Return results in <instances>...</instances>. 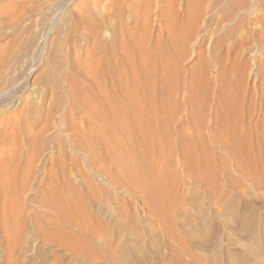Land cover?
<instances>
[{
  "label": "rangeland",
  "instance_id": "1",
  "mask_svg": "<svg viewBox=\"0 0 264 264\" xmlns=\"http://www.w3.org/2000/svg\"><path fill=\"white\" fill-rule=\"evenodd\" d=\"M251 1L253 4L251 6L252 10L250 9L251 13L247 12V15L245 13L241 14L240 20L241 19L242 20L241 21L239 20L237 23L224 25V23L219 21L217 22L215 20V18L218 17L217 15L210 17L214 19L213 21H211L210 18H207L206 23L202 27H200L201 23L199 22L192 29V27L188 25V22L185 19L186 15L184 14L185 8L188 7V4L191 2V0H0V154H1L0 159L3 162L5 161L4 163H2V161L0 160V166L1 168L3 167L2 170L0 169V175L7 173L11 175L10 178L12 176L14 177L11 178L12 179L11 185L14 186L10 195L11 199H15L14 197H15V192L17 191L18 182L20 183L23 176L25 174L27 175L28 184H26L24 187L23 192H25L26 194L23 193V200L24 198L25 200L24 203H22V205L25 207V210L27 209L28 211V212L26 211V214L28 213L27 223L30 224L31 222L32 224V222H37L38 224H42L47 231H50V229H52V226L49 221L54 219V215L52 213H49L48 209H46V207H43L41 205V201L47 198L45 191H48L54 183L58 187L60 185L61 186L63 185L62 187L60 186V188L63 189L62 190L63 194L66 192L68 194V190L72 189L71 191L75 190L80 195L89 197L91 200L92 214L94 216L92 223L93 231L94 229L96 230V232L94 231L95 233L94 238L97 239L96 241L95 239L92 240L89 246V251L90 252L93 251L92 253L93 255L88 254L89 256L82 254L81 256L79 255L80 253H78L77 255L73 253L72 252L73 250L71 249V247H69V244H71L69 241H67V243L66 241H64L63 243L64 245L62 244L64 246V249H66L64 251L61 248V246L60 247L58 246L59 248L57 246H54L55 247L54 249L53 244L51 245V242L47 243L48 241L44 240L43 238H42L43 240L37 239V241L36 240L30 241L31 240L30 239L27 244L31 245L32 248L29 245H27L26 247V253L27 254L30 253L29 258L25 253L24 259L18 261L16 264H52L53 262H54L53 264L55 263L57 264H219L220 262H221L220 264H237V263L264 264V214H263L264 213V191H263L264 190V179H263L264 145L261 146L262 148L259 147L260 145L264 144L263 143L264 139L262 138L264 136V128H263L264 115H262L264 113L263 112L264 108H261L264 107L262 106L264 103L261 104L259 102L260 100L261 102L262 101L264 102V98H263L264 97V79H263L264 53H260L262 51L260 49L258 50V48H260L259 45L262 44L261 41L264 42L263 39L264 36L261 35V27H260L261 23L255 19L256 15L258 17H261V13L264 11V0H251ZM183 19H185V21ZM96 22L99 23V28L93 29L91 25ZM262 22L264 24V17ZM198 27H200V29H203V31L200 30ZM233 27L236 28L233 30ZM95 31L98 32L97 35L96 33H94ZM200 31H202L203 33ZM257 33L258 35L261 36H258ZM251 35L253 36V38L256 36L255 37L256 40L252 39ZM94 36L96 37V39H94ZM246 39L248 43H246L247 42ZM236 40L240 44H241L240 41L245 40L246 42L243 41V45L241 47L239 43L236 44L237 43ZM249 40L250 41L252 40L253 42L252 41L250 42ZM257 40L258 42L260 40V42L258 43ZM216 41H218L217 43H219L218 52L219 54H221L220 55L221 58L224 59V61H227L223 64L225 65L224 68L228 70L226 72V75L227 74L228 75L227 76L225 75L224 77L225 79L223 80L226 81L224 82L225 84L223 83V81L219 82L218 65L214 64L216 61H214L213 60L214 58L212 59L211 57L212 56L211 47ZM255 41L259 45L256 46ZM102 44H104V47ZM245 45L251 46L252 48L246 47ZM253 45L255 47H253ZM239 47L241 49L243 48L244 52ZM227 48L229 50H227ZM246 49L248 50L246 51ZM253 50H255V53ZM239 51L240 53L242 52V55L239 54ZM234 53H235L234 56L235 58L232 57ZM111 56H113V58ZM237 56L240 57L239 61L237 59L238 58ZM233 60L234 62L238 61L236 62L238 63L237 65L235 63V67L239 65V69L238 67L234 68ZM243 61L247 63L245 64ZM131 63H133V65H131ZM242 63L246 66V68H244L245 66ZM130 65L131 67L132 66L135 67L131 68ZM261 67L263 68L262 70H260ZM133 68L135 69L133 70ZM232 68H234V70H232ZM106 70L109 72H105ZM143 70L145 71L146 74L145 73L142 74L144 72ZM229 70H231V73ZM240 71L241 72L244 71V76H242L243 72L241 73ZM252 71L253 73L258 74L257 77L256 74L252 73ZM258 71L260 72L263 71V72L258 73ZM205 72L207 74L203 75ZM238 72L239 75L242 76V79L241 76L239 77V75L237 74ZM234 74L237 76H235ZM86 77L89 78L90 80L87 79ZM91 77H94L93 79L95 80V82ZM142 78L144 79L141 80ZM213 78H216L214 79V82H213ZM115 79L117 80L116 82ZM150 79L152 82L150 81ZM88 80L90 81V83L88 82ZM121 80L124 84L121 82ZM130 80L132 81L130 82ZM102 81L104 82L103 83L104 85L102 84ZM204 81L212 82L211 83L212 85L209 82L210 87L208 89L209 93L207 94L208 95L207 97H206L207 91H204V89L200 90L203 87ZM135 82L138 84V85L136 84L137 86L134 85ZM229 82L231 86L233 87L235 86L234 87L236 88L235 90L233 87H231L228 84ZM117 83L118 84L120 83L121 88H123L121 92H120L121 89L120 86L118 87L120 89H116V85L118 86ZM131 83H133V85H131ZM219 83L220 84L223 83V84L220 85ZM233 83L236 85H233ZM91 84L92 86H94L93 88ZM109 84L113 89L109 88L110 87L108 86ZM148 84L151 86H149ZM227 84L229 87L227 86ZM124 85H126L125 87L126 89L124 88ZM141 85L143 88L141 87ZM252 85H254V87ZM134 86H136L137 88H135ZM222 86L223 87L225 86L224 88L229 90L224 89ZM239 86L242 88H240ZM163 87L165 90L163 89ZM257 87L259 89L258 92L256 90ZM260 87L262 88V90ZM149 88H151V90ZM231 88L233 90H231ZM97 89L101 92L100 94ZM147 89L149 91H147ZM220 89L221 92L223 93L220 92ZM238 89L239 90L243 89V92L241 90L239 91ZM123 90L125 91V93ZM156 90L160 92L157 93ZM162 90L164 92H161ZM253 90L256 92H254ZM133 91L135 92V94H133L134 93ZM201 91L203 92V94L205 93L204 94L205 97L201 96L202 93ZM129 92L133 96L128 94ZM241 92H242L241 94L242 101L244 98L243 102L241 101L239 102L237 99V96H241L240 95ZM156 94H158V97L161 95V98L162 97L163 98L161 99L159 97L160 100L157 99L158 97L155 96ZM178 94H180L181 96ZM189 94L191 96H189V101H188V98L186 97H188ZM76 95L77 97H75ZM97 95H100L99 96L100 98L97 97ZM121 95H124L126 98H124V96L122 97ZM151 95L153 97H151ZM169 95H171L170 97L172 98L171 101L173 104H171V102L166 103V101H170V99L168 100L166 99L169 97ZM259 95H261V97L263 96L262 97L263 99L259 98L260 97ZM194 96H197L198 98L202 97L200 98L201 99L200 102L203 100V98H206L205 100L208 102L210 98L209 96L213 98H210L211 101L207 105L206 102H203L204 100L202 101L203 104L197 102L199 99L197 100V97L195 99ZM111 97H113L116 100H114L113 98L111 99ZM192 97L194 99H192ZM223 97L226 98L224 99ZM233 97L236 98L235 101ZM67 98H69L70 100H68ZM231 98H232V102L230 100ZM89 99L90 101H88ZM125 99H127V101H124ZM214 99L215 100L218 99L217 101L219 100L220 101L217 103V101H214ZM81 100L83 102H81ZM84 100H86L87 102ZM119 100L122 102V106ZM142 100H146V101H142ZM251 100L253 107L257 104L259 105H257V107L255 106L256 108L255 107L253 108L251 106L252 107L251 108L250 107ZM134 101L136 102V104ZM71 102H75V104L74 103L71 104ZM84 102L85 104H83ZM123 102L126 106L123 105ZM127 102L128 104H130V102L134 104L127 105ZM152 102H154L155 104ZM195 102L197 104H195ZM199 103L201 105H204L205 103L206 107L208 106L207 108L209 109V111L211 110L210 113L208 110L204 111L205 109L203 108H205V106H202L201 108L198 107V105H200ZM242 103L245 105H243ZM163 104L165 105L164 108H166L169 111L163 108L164 106ZM166 104L167 105L171 104V107L167 106ZM89 105L93 109L90 108ZM136 105L139 108L136 107ZM158 105L160 106V108ZM173 105L174 107L176 106V108H174ZM216 106H218L217 109L219 108V110H217L218 112L216 110L213 111L214 109H216ZM152 107H154V109ZM189 107H190L189 111L191 110L190 113L188 111ZM236 107L237 110L235 109ZM94 108L96 111L94 110ZM197 108H199L200 110L202 109L201 111L203 114H201L200 112L198 113L199 109L197 110ZM223 108L227 110H224ZM249 108H251L252 110ZM88 109L91 110L89 111ZM180 109L181 110L184 109V112L181 111ZM240 109H245V110L241 112ZM158 110L159 111L162 110V111L159 112ZM164 110H166L167 112ZM86 111L87 114L85 113ZM170 111L171 113L173 112L172 113L173 115L175 113L176 116L171 115ZM175 111L178 112L176 113ZM248 111L253 113V114L250 113L252 115V118L249 115ZM89 112L90 113L92 112L91 113L92 115ZM214 112L217 113L220 119L222 118L220 123L216 127L217 130L216 128L213 127L214 123L212 122L213 120L212 115H214ZM114 113H116V117H114ZM167 113L169 115H166ZM243 113H245V115ZM63 114H65V116L67 117H65ZM162 114L164 116V119L162 118L163 117ZM234 114H236V116L238 117H236ZM89 115H91L92 117L91 116L89 117ZM100 115L103 117L101 118ZM135 115H138L139 117L143 116L142 119L153 120L154 121L153 124L155 125L153 129L155 130L154 131L152 130L151 132L144 131L146 132V135L145 137H141L138 134V131L136 130L137 125H135L133 122ZM158 115L161 117H159ZM209 115L210 117H208ZM167 116H170L171 118ZM258 116L261 119H259ZM63 117L66 119H64ZM188 117H190L189 121L191 122L187 121ZM192 117L194 118L197 117L196 119L198 120L195 121V119H193ZM70 118L71 120H69ZM239 118H241V120H239ZM98 119L100 121H98ZM180 119L182 121L183 119L184 121L186 119L187 121V123L182 126L183 128L179 124L181 121ZM200 119L202 120V122H200ZM66 120L69 123L70 122L71 123L70 124L68 123L66 125L67 123ZM86 120L91 121L90 122L91 124ZM158 120L160 121L159 124H158L159 122ZM162 120L164 121V123ZM121 121L123 124L120 123ZM236 121L241 123L244 121L243 123L245 125L244 124L242 125L240 123L242 127H239L240 124L238 125ZM174 122L176 125L174 124ZM87 123L90 124V126L92 125L96 126V128L97 126L100 127L97 128V131L100 130L99 132L100 136L97 135L98 138L94 136L95 134H93V130H91L90 127L89 129H87V127L89 126ZM188 123L189 124L194 123L195 126L192 127L193 125L192 126L187 125ZM246 123L248 124L246 125ZM249 123L250 124L255 123V125L257 124L256 126L259 125L260 127L258 126L256 128L253 124L250 125ZM63 124L64 127L62 126ZM106 124L108 125L106 126ZM162 124H164L165 127H163ZM74 125H77L80 128ZM104 125L107 128H105ZM109 125L112 127H110ZM156 125H158L159 127H156ZM201 125L202 126L207 125L206 129L204 126L201 127ZM187 126L189 127V130ZM246 126L247 127L249 126V129ZM178 127L181 129L180 131ZM190 127H192V129L194 128V132L193 130L192 131L190 130L191 129ZM195 127H197L198 129ZM75 128H77V130H75ZM101 128L103 129V131H105L106 129L109 131L103 133L101 131ZM226 128H228V130ZM238 128H241L239 130L242 131L244 128L243 132L246 131V133L248 132L255 133V130L256 132L258 130L257 133L259 134V137L257 133H256L257 135L256 134L250 135V133L249 134L244 133L243 136L241 135L239 136ZM246 128L248 130H246ZM69 129H71L70 130L71 135H69L70 133ZM231 129H235V130L237 129L236 131L238 132V134H234L233 131H231ZM250 129L253 131H250ZM110 130L111 132L113 131L114 137L113 135L112 136L109 135L111 133ZM183 130L185 131L186 134H184V132L181 133V131ZM196 130H197V134H195ZM61 131L64 133H62ZM74 131L76 132L78 131L79 133L80 131L81 132L83 131L82 134L80 133L82 137H80L81 135L79 136L78 132L77 134ZM105 133H109L108 136ZM170 133L172 134L169 136L168 134ZM179 133L181 135H179ZM205 133H209L210 135ZM203 134L205 136H203ZM260 134L262 135L261 137ZM104 135L106 136V138L104 137ZM193 135H195V138H193L194 137ZM225 135L228 136V138L225 137ZM244 135L247 136V138ZM254 135L257 136L256 137L257 139L255 138ZM65 136L68 138H66ZM83 136H85L84 141H83ZM213 136L216 140L213 138ZM229 136H231V139ZM99 137L101 138L99 139ZM107 137L109 139H107ZM48 138H50V140ZM85 138L88 139V141ZM111 138L113 139L112 141ZM139 138L141 139V141ZM80 139H82L83 143H81L82 141ZM97 139H99L100 142ZM101 139L102 140L104 139L105 142H103ZM175 139L177 141V142L175 141L176 143L173 141ZM260 139H262V144L259 142L261 141ZM40 140L43 143L40 142ZM85 140L87 142H85ZM89 140H91L90 143L92 142V144H87L89 143ZM170 140L173 141L172 142L173 144L170 143L171 142ZM194 140H197L195 141L196 143L194 142ZM48 141L50 143H48ZM78 141L80 144L78 143ZM117 141L119 144L117 143ZM201 141H205L204 144ZM207 141L208 143L212 141L213 145H209L212 143L210 142L208 144L206 143ZM214 141L215 142L220 141L222 144L220 142H218L217 144V142L215 143ZM228 141H230L231 143ZM66 142L68 143L70 142L71 145L70 143L68 145V143ZM97 142L99 144L98 145L99 147L97 146ZM141 142L146 145L142 146ZM101 143L102 144L104 143L103 146L106 148L105 152L108 153L109 151L108 154L109 155L111 154L110 155L111 157L107 153L103 152L104 147L101 145ZM156 143L158 144L156 145ZM168 143H170L173 146L170 147V144ZM200 143H202V145ZM205 143L209 145L208 148L207 146L205 148L206 145ZM251 144L254 145L252 146ZM80 145L82 147H80ZM91 145L95 147L96 149L95 152H93L95 149L93 146L91 147ZM127 145L129 147H127ZM34 146L36 148L39 146L37 148L38 150ZM100 146H102L103 149ZM144 146L145 148H143ZM222 146L224 147L225 150L223 149ZM64 147H66V149ZM69 147H71L72 149ZM249 147L251 148L249 149ZM59 148L60 149L62 148L61 149L62 154L60 153ZM109 148L112 150V152H110ZM255 148L256 150L257 148H259L258 152L255 151ZM260 148L262 150H260ZM47 149L48 150L50 149L51 152L50 150L48 151ZM77 149L78 151H76ZM97 149L99 150L97 151ZM178 149H180L179 150L180 152L177 151ZM193 149L196 154L194 153ZM236 149H238L239 151ZM248 149L250 151H248ZM99 151L100 152L102 151L100 155H99L100 153ZM128 151L130 153H128ZM196 151L198 152L200 151L203 157H201L200 154H198ZM73 152H75L76 154H74ZM92 152L94 154L98 152L99 153L97 155L95 154L96 155L95 156ZM184 152L186 154H190L193 159L189 161L191 159V156L189 155L187 156ZM235 152H237V155ZM65 153L69 155L72 161L70 158H68V156H66ZM209 153H211V155ZM80 154H82V156ZM112 154L114 155L115 158L112 156ZM138 154L139 157L136 156ZM39 155H41V157ZM84 156L85 157L87 156L86 160ZM108 156L109 159H106ZM67 158L68 160H66ZM88 158H90L89 162H87ZM100 158L103 159L99 160ZM116 158L118 160H116ZM128 158L131 159L128 160ZM93 159L98 160V162L101 161V163L99 164L100 167H102L101 170L99 169L100 168L99 165H97L99 168L98 167L95 168L96 166L94 164H98V162ZM69 160L72 163H74V165L70 163ZM36 161L38 162L36 163ZM59 161L61 162V164L59 163ZM74 161H76V164L78 163L77 166ZM83 161L85 162L83 163ZM103 161L105 162V165H107V167L102 165L104 164L102 163ZM115 161H119V162H115ZM234 161L235 163L237 162L238 165H236ZM50 163H52L53 165ZM119 163H122V165H120ZM4 164H5V168H4ZM84 164H86V166ZM169 164H171L172 166ZM180 164L187 166L186 167L187 169H185L184 166L182 167ZM7 165L9 166L11 165L10 171H7L8 170L6 169ZM12 165L14 166L13 168ZM59 165H62L63 169L60 167L58 168ZM126 165H128L129 168L128 174L131 173L129 174L131 175L130 177L131 179L129 178V175H126L127 170L125 169L126 171H124L123 167ZM130 165H132V167ZM69 166H71L72 170L74 171L72 170L69 171V169L71 168ZM80 166L83 167L81 168ZM144 166H146L147 168ZM259 166H261V168ZM78 167L79 170L77 169ZM88 167L91 168L89 169ZM118 167L121 170L123 168V170L122 171L119 170ZM148 167H150V169ZM181 167L184 169H182ZM57 168L60 169L59 172ZM116 168L118 169V171L115 170ZM125 168H127V166ZM24 169L26 170L24 171ZM131 169L133 171H131ZM137 169H140L142 172H139L140 170ZM47 170H51V171H47ZM81 170H83L82 172L84 174L81 172ZM145 170L148 173L145 172ZM185 170H190V171H185ZM259 170L261 171L260 174L258 173L260 172ZM61 171L63 174L61 173ZM78 171H79L78 175L81 176L80 178L79 176H76ZM98 171L100 173H97ZM114 171H116L118 174L121 172L119 175L121 178L120 177L117 178L116 176H118V174L115 175L116 172ZM210 171H212V173H210ZM245 171L247 173L250 172L249 175ZM68 172L69 174L70 172L71 174L73 172V174L75 173L76 175L75 174L69 175ZM133 172H134V176H132ZM110 173L113 174L111 176L112 177L114 176L118 181H116L115 178H112L110 176ZM136 173L138 177L135 178ZM257 173L259 177L256 176ZM18 174L21 176H18ZM33 174L35 177H33ZM81 174H83V176ZM189 174L191 175V177ZM91 175L94 177H92ZM192 175H194L193 179H192ZM252 175L254 178L252 177ZM60 176L62 177V179H60ZM96 176L98 177L100 176V178ZM109 176L112 178V180L115 179V181L118 182V185L115 186L114 185L115 182L114 183L110 182ZM139 176L143 177L144 179L140 178ZM248 176L249 178L247 180L249 182L245 179ZM17 177L21 179L19 180ZM66 177H67L66 181L63 180ZM31 178L32 180L33 179L34 180L32 181ZM82 178L84 179V181ZM138 178L140 179V181L138 180ZM235 178L236 179L238 178V181H236ZM73 179L77 182L75 183ZM101 179H103V181ZM127 179L133 182L130 181L131 183H129ZM60 180H62L63 183ZM125 180H127L128 183ZM70 181L72 183V186L68 184L70 183ZM119 181H121L122 184L120 186H119L120 183ZM195 181L198 182L196 183ZM143 182H145V184ZM250 183L253 185L251 186ZM27 186H29V189ZM132 187H134L135 189ZM115 188H118V190L120 191H118ZM208 188L209 190H207ZM144 189L146 192L143 191ZM137 192H140L141 194ZM196 192H199L200 195ZM210 193H214V194L211 195ZM212 196L214 199H212ZM153 198H155L156 200ZM161 198L163 201L160 200ZM0 199H2L1 196ZM107 200L109 201L107 202ZM148 201L150 205H148L149 203H144ZM98 206L99 208H97ZM118 209H121L122 211L121 210L119 211ZM115 210L119 211L120 213L121 212L123 213H121V215L119 214L120 215L119 216L117 215V212H115ZM155 212L157 213L155 214ZM36 214H39L41 218L39 215L37 216ZM165 214H167V216ZM31 215H33L32 218H34V221H32ZM214 215L216 216V218ZM29 216L31 218V221ZM122 216L124 218H122ZM255 216L257 217V219L255 218ZM43 217L46 220H48L49 218L50 219L49 221L46 222L44 221ZM202 217L205 219L203 220ZM253 217L255 219H253ZM41 219L42 221H44V223L41 222ZM121 221H123V223ZM206 222H208V224ZM47 223L49 224V226ZM255 223L258 224L256 225ZM59 226H61V229H63V231L64 228H66L65 230L66 232L67 230L69 231L71 229L69 225H66V223L65 225L64 223H60ZM126 226L127 228H125ZM253 226L256 227L254 228ZM251 227L252 229L254 228L256 232L252 231V229L249 230V228ZM99 235H101V237ZM108 236H110V239ZM67 237L69 238V236H67L66 234L63 235V240L67 239ZM95 242L99 244H94ZM65 245L66 246L68 245L67 248L65 247ZM0 248H1L0 264H4V261L6 264L7 261H9V260L6 261V259H8L7 256H5L7 255V253L6 254L4 253L7 251L6 250L7 248L5 243H3L2 245L1 240H0ZM161 248L164 249L162 250ZM31 249L33 250L31 251ZM68 251L70 252V254ZM35 253L37 254L35 255ZM256 253L259 255H257ZM74 254L75 256H72ZM2 256L3 258L6 259H1ZM56 256L57 258H55ZM8 263L11 264L12 262L10 261Z\"/></svg>",
  "mask_w": 264,
  "mask_h": 264
},
{
  "label": "bare ground",
  "instance_id": "2",
  "mask_svg": "<svg viewBox=\"0 0 264 264\" xmlns=\"http://www.w3.org/2000/svg\"><path fill=\"white\" fill-rule=\"evenodd\" d=\"M253 4H252V1L251 0H191V2L188 4V7L187 8H185V15H186V21L188 22V25L190 26V27H192V29H193V27H195L196 26V24L197 23H201V26L200 27H202L205 23H206V19L207 18H210V17H212V16H217L218 15V17H216L215 18V20L218 22H222V23H224V25H230V24H233V23H237L239 20H240V17H241V14H246L247 15V12H250L251 13V11H250V9L252 10V8H251V6H252ZM262 12V11H261ZM260 12V13H261ZM249 15V14H248ZM243 16V15H242ZM246 17V16H245ZM244 17V18H245ZM263 17H264V11L261 13V17H258L257 15L255 16V19L258 21V22H260L261 23V35L262 36H264V24H263ZM185 19H183L184 21H185ZM211 19V21H213L214 19H212V18H210ZM209 20V19H208ZM242 20V19H241ZM240 20V21H241ZM209 23V22H208ZM257 23V22H256ZM219 25H220V23H219ZM92 26V28L93 29H97V28H99V23L98 22H96V23H94V24H92L91 25ZM206 26V25H205ZM208 26H209V24H208ZM222 26V25H221ZM200 27H198L199 29H200ZM259 27V28H260ZM236 27H233V30L235 29ZM206 29V28H205ZM207 29H209V28H207ZM200 30H202L203 31V29H200ZM198 31V30H197ZM202 31H200V32H202ZM260 31V30H259ZM94 33H96V35H97V31H95ZM203 33V32H202ZM212 34V33H211ZM254 34H255V32H254ZM257 35H258V33H257ZM261 35H258V36H261ZM257 36V37H258ZM251 37H252V39H254V40H256V36L253 38V36L251 35ZM210 38V37H209ZM260 38V37H259ZM94 39H96V37L94 36ZM264 39V38H263ZM243 41H245V40H243ZM243 41H240L241 42V44L239 43V42H237V40H236V44H240V46L242 47V45H243ZM246 41H247V39H246ZM245 41V42H246ZM250 41V40H249ZM252 41V40H251ZM250 41V42H251ZM218 41H216V42H214V44H213V46L211 47L212 49H211V57H212V59L214 60V61H216L214 64H216V65H218V69H219V71H218V80H219V82H222L225 78V75H226V72L228 71L227 69H225L224 68V66L225 65H223L225 62H227V61H224V59H222L221 58V54H219V52H218V44L219 43H217ZM253 42V41H252ZM256 42V41H255ZM257 42H258V40H257ZM257 42L255 43L256 44V46L257 45H259V44H257ZM259 42H260V40H259ZM258 42V43H259ZM262 42V44L261 45H259L260 46V48H258V47H256V48H258V50L260 49L262 52H260V53H264V42L263 41H261ZM246 43H248V41L246 42ZM254 44V43H253ZM103 45V47H104V44H102ZM232 45H234V44H232ZM246 46V45H245ZM102 47V48H103ZM244 47V46H243ZM246 47H250V48H252L251 46H246ZM245 47V48H246ZM253 47H255L254 45H253ZM240 48V47H239ZM244 48V49H245ZM256 48H254V49H256ZM233 49V48H232ZM241 49V48H240ZM239 49V50H240ZM108 50V49H107ZM227 50H229L228 48H227ZM227 50H226V52H227ZM241 50H243V48L241 49ZM240 50V51H241ZM248 49H246V51H247ZM240 51H239V54H241L242 55V52L240 53ZM254 51V53H255V50H253ZM252 51V52H253ZM243 52H244V50H243ZM257 52V51H256ZM235 53H238V52H235ZM235 53L233 54V58H235L234 56H235ZM107 54V53H106ZM227 54V53H226ZM239 54H238V56H239ZM229 55V54H228ZM237 55V54H236ZM108 56V55H107ZM106 56V57H107ZM123 56V55H122ZM121 56V57H122ZM227 56V55H226ZM237 56V57H238ZM112 58H113V56H111ZM125 57V56H124ZM230 57V56H229ZM236 57V58H237ZM225 58V57H224ZM228 58V57H227ZM226 58V59H227ZM240 57H238L237 59H238V61L240 60L239 59ZM231 59V58H230ZM97 60V59H96ZM99 60V59H98ZM229 60V59H228ZM235 60V59H234ZM234 60H233V62H234ZM231 61V60H230ZM238 61H236V62H238ZM246 61V60H245ZM232 62V63H233ZM236 62H234V68H237L238 67V69H239V65L238 66H236L235 67V63ZM244 62V61H243ZM98 63H99V61H98ZM231 63V64H232ZM245 63V62H244ZM247 63V62H246ZM245 63V64H246ZM238 63H236V65H237ZM243 64V63H242ZM131 65H133V63H131ZM131 65H130V67H131ZM134 65H135V63H134ZM233 65V64H232ZM231 65V66H232ZM244 65V64H243ZM245 66V65H244ZM243 66V67H244ZM132 67H135V66H132ZM131 67V68H132ZM216 67V66H215ZM241 67V66H240ZM115 68V67H114ZM138 68H139V66H138ZM231 68V67H230ZM234 68H232V70H234ZM244 68H246V66L244 67ZM135 68H133V70H134ZM263 68L261 67V69L260 70H262ZM97 70V69H96ZM127 70V69H126ZM144 71V70H143ZM230 71V73H231V70H229ZM235 71H236V69H235ZM245 71V70H244ZM244 71H240L243 75L242 76H244ZM105 72H109V71H105ZM111 72V71H110ZM263 72V71H262ZM262 72H260V71H258V73H262ZM88 73V72H87ZM92 73V72H91ZM96 73V72H95ZM101 73V72H100ZM99 73V74H100ZM145 73V71L142 73V74H144ZM213 73V72H212ZM230 73H229V75H230ZM236 73V72H235ZM252 73H253V71H252ZM264 73V72H263ZM82 74V73H81ZM94 74V73H93ZM130 74V73H129ZM136 74V73H135ZM146 74V73H145ZM207 73L205 72L203 75H206ZM238 75H239V72L237 73ZM253 74H256V73H253ZM132 75V74H131ZM210 75V74H209ZM228 75V74H227ZM226 75V76H227ZM235 75V74H234ZM257 75L258 74H256V77H257ZM84 76V75H83ZM98 76V75H97ZM96 76V77H97ZM113 76H115V75H113ZM134 76V75H133ZM133 76H131V77H133ZM148 76V75H147ZM150 76V75H149ZM235 76H237V75H235ZM241 75H239V77H240ZM242 76H241V79H242ZM247 76H248V74H247ZM260 76V75H259ZM263 76V75H262ZM108 77V76H107ZM126 77H127V75H126ZM141 77H142V75H141ZM144 77V76H143ZM146 77V76H145ZM212 77H214V76H212ZM87 78V77H86ZM92 79L94 78V77H91ZM110 78V77H109ZM139 78V77H138ZM137 78V79H138ZM150 78V77H149ZM223 78V79H222ZM87 79H89V78H87ZM106 79V78H105ZM112 79V78H111ZM129 79V78H128ZM132 79V78H131ZM134 79V78H133ZM144 78H142L141 80H143ZM214 79H216V78H213V82H214ZM228 79V78H227ZM264 79V78H263ZM90 80V79H89ZM88 80V82L90 83V81ZM94 80V79H93ZM99 80V79H98ZM102 80V79H101ZM110 80V79H109ZM146 80H147V78H146ZM212 80V79H211ZM232 80H234V79H232ZM105 81V80H104ZM117 80L115 79V82H116ZM129 81V80H128ZM132 80H130V82H131ZM150 81H151V79H150ZM216 81V80H215ZM229 81H231V80H229ZM93 82V81H92ZM94 82H95V80H94ZM118 82H119V80H118ZM121 82H122V80H121ZM120 82V83H121ZM129 82V83H130ZM152 82V81H151ZM202 82V81H201ZM210 82V81H209ZM209 82L208 81H204V84H203V87L202 86H200V87H202V89H200V90H203L204 89V91H207L206 92V97L208 96L207 94L209 93L208 92V89H209ZM224 82H226V81H223V83ZM233 82V81H232ZM88 83V84H89ZM96 83H97V81H96ZM104 82L102 81V84H103ZM109 83H110V81H109ZM120 83L118 84V86L116 85V89H120L121 88V86H120ZM123 83V82H122ZM134 83V82H133ZM133 83H131V85H133ZM154 83V82H153ZM203 83V82H202ZM212 82H210V84H211ZM222 83V84H223ZM100 84V83H99ZM124 84V83H123ZM137 83L135 82V84L134 85H136ZM215 84V83H214ZM220 84V83H219ZM222 84H220V85H222ZM225 84V83H224ZM229 85H230V82L228 83ZM228 84H227V86H228ZM94 85H95V83H94ZM101 85V84H100ZM104 85V84H103ZM103 85H102V87H103ZM115 85V84H114ZM130 85V84H129ZM138 85V84H137ZM136 85V86H137ZM143 85V84H142ZM142 85H141V87H142ZM149 85V84H148ZM212 85V84H211ZM233 85H236V84H234L233 83ZM254 85H256V84H254ZM254 85H252L253 87H254ZM89 86V85H88ZM91 86H92V84H91ZM108 86H110V84L108 85ZM113 86V85H112ZM120 86V88H118ZM136 86H134L135 88H137ZM149 86H151V85H149ZM214 86V85H213ZM231 86V85H230ZM94 86H92V88H93ZM126 87V85H124V88ZM130 87V86H129ZM145 87V86H144ZM148 87V86H147ZM212 87V86H211ZM215 87V86H214ZM223 87V86H222ZM222 87H220V88H222ZM225 87V86H224ZM223 87V88H224ZM229 87V86H228ZM231 87H233V86H231ZM235 87V86H234ZM233 87V88H234ZM240 87V86H239ZM256 87V86H255ZM263 87V86H262ZM97 88V87H96ZM95 88V89H96ZM109 88H111V86L109 87ZM140 88V87H139ZM143 88V87H142ZM154 88V87H153ZM161 88H162V86H161ZM160 88V89H161ZM218 88V87H217ZM240 88H242V87H240ZM261 88V87H260ZM111 89H113V88H111ZM123 88H121L120 89V92H121V90H122ZM126 89V88H125ZM145 89V88H144ZM150 90H151V88H149ZM163 89H164V87H163ZM219 89V88H218ZM217 89V90H218ZM224 89H226V88H224ZM236 88H234V90H235ZM254 89H256V88H254ZM98 90V89H97ZM96 90V91H97ZM102 90H104V89H102ZM106 90V89H105ZM165 90V89H164ZM226 90H229V89H226ZM231 90H233L232 88H231ZM230 90V91H231ZM239 90V89H238ZM242 92H243V89H240ZM239 90V91H240ZM257 92H258V87H257ZM261 90H262V88H261ZM99 91V90H98ZM124 91V90H123ZM123 91H122V93H123ZM142 91V90H141ZM147 91H149L148 89H147ZM212 91H213V89H212ZM225 91V90H224ZM239 91H238V93H239ZM254 91V90H253ZM108 92V91H107ZM115 92V91H114ZM118 92H119V90H118ZM134 92V91H133ZM139 92H140V90H139ZM146 92V91H145ZM151 92V91H150ZM156 92L158 93V92H160V91H157L156 90ZM161 92H164L163 90L161 91ZM168 92V91H167ZM202 92V91H201ZM211 92V91H210ZM220 92H221V89H220ZM219 92V93H220ZM237 92V91H236ZM242 92L240 93V95L242 94ZM254 92H256V91H254ZM261 92V91H260ZM93 93V92H92ZM101 92L99 91V94H100ZM116 93H117V91H116ZM124 93H125V91H124ZM127 93V92H126ZM152 93H154V92H152ZM190 93V92H189ZM217 93H218V91H217ZM221 93H223V92H221ZM220 93V94H221ZM225 93V92H224ZM226 93H227V91H226ZM230 93V92H229ZM237 93V94H238ZM262 93V92H261ZM83 94H84V92H83ZM96 94V93H95ZM95 94H93V95H95ZM128 94H130L131 95V93L129 92ZM133 94H135V92L133 93ZM146 94V93H145ZM144 94V95H145ZM166 94V93H165ZM203 92L201 93V96L203 97H205V93L203 94ZM214 94V93H213ZM263 94V93H262ZM75 95V94H74ZM153 95V94H152ZM151 95V97H153ZM164 95V94H163ZM178 95H180V94H178ZM177 95V96H178ZM215 95V94H214ZM226 95V94H225ZM231 95V94H230ZM68 96H70V95H68ZM100 95H97V97H99ZM120 96V95H119ZM122 97L124 96V95H121ZM127 96H129V95H127ZM131 96H133V95H131ZM135 96V95H134ZM143 96V95H142ZM147 96V95H146ZM156 97H158V94H156L155 95ZM171 95H169V97L168 96H166V97H168V98H166L167 100L168 99H170V101H166V103L168 102H171V104H173L172 103V98L170 97ZM181 96V95H180ZM183 96V95H182ZM189 96H191L190 94L188 95V97H186V98H188V101H189ZM197 96H200V95H197ZM197 96H194V98L196 99V97ZM220 96V95H219ZM234 96V95H233ZM237 96V95H236ZM260 97L259 98H261V99H263L262 97H261V95H259ZM75 97H77V95L75 96ZM74 97V98H75ZM145 97V96H144ZM149 97H150V95H149ZM160 98H161V95L159 96ZM157 98V99H159L160 100V98ZM176 97V96H175ZM202 97H197V102H200V98H202ZM210 98H213V97H211V96H209ZM208 97V98H209ZM232 97V96H231ZM238 97H241V98H238ZM70 98V97H69ZM69 98H67L68 100H70ZM91 98V97H90ZM100 98V97H99ZM101 98H102V96H101ZM113 97H111V99H112ZM124 98H126L125 96H124ZM129 98V97H128ZM132 98V97H131ZM147 98V97H146ZM155 98V97H154ZM163 98V97H162ZM161 98V99H162ZM174 98V97H173ZM186 98H185V100H186ZM193 97H192V99H194ZM209 98V100H208V102L205 100L206 98H203V102H206L207 103V105H208V103L211 101V99ZM224 99L226 98V97H223ZM234 98V97H233ZM63 99V98H62ZM66 99V98H65ZM72 99V98H71ZM114 99V98H113ZM136 99V98H135ZM142 99H143V97H142ZM145 99V98H144ZM166 99H164V100H166ZM179 99V98H178ZM183 99H184V97H183ZM182 99V100H183ZM191 99V98H190ZM223 99V100H224ZM235 99L236 98H234V101H235ZM237 99H238V101L240 102H243L244 101V98H243V101H242V95L241 96H237ZM258 99V98H257ZM87 100V99H86ZM86 100H84V101H86ZM114 100H116V99H114ZM113 100V101H114ZM118 100V99H117ZM148 100H149V98H148ZM156 100V99H155ZM158 100V101H159ZM180 100V99H179ZM213 100V99H212ZM218 100V99H217ZM217 100H215L214 99V101H217ZM229 100V99H228ZM231 100V102H232V98L230 99ZM260 100V99H259ZM71 101H73V100H71ZM75 101V100H74ZM88 101H90V99L88 100ZM120 101V100H119ZM124 101H127V99H125ZM139 101V100H138ZM142 101H146V100H142ZM142 101H141V104H142ZM158 101H156V102H158ZM192 101V100H191ZM200 102V103H202L203 104V102ZM220 101V100H219ZM219 101H217V103L219 102ZM225 101V100H224ZM223 101V102H224ZM237 101V102H238ZM255 101V100H254ZM62 102V101H61ZM81 102H83L82 100H81ZM87 102V101H86ZM115 102V101H114ZM132 102V101H131ZM130 102V104H128V102H127V105H131V104H134V103H131ZM135 102V101H134ZM187 102V101H186ZM194 102V101H193ZM227 102V101H226ZM229 102V101H228ZM238 102V103H239ZM261 104H263L264 102L262 101L261 102V100L259 101ZM66 103H68V102H66ZM75 104V102H71V104ZM78 103V102H77ZM80 103V102H79ZM89 103V102H88ZM92 103V102H91ZM90 103V104H91ZM94 103V102H93ZM126 103V102H125ZM140 103V102H139ZM152 103H154V102H152ZM192 103V102H191ZM199 103V104H200ZM212 103V102H211ZM81 104V103H80ZM83 104H85V102L83 103ZM87 104V103H86ZM120 104H121V106H122V102L120 101ZM135 104H136V102H135ZM149 104H150V102H149ZM155 104V103H154ZM171 104L169 105H167V106H170L171 107ZM183 104V103H182ZM195 104H197L196 102H195ZM194 104V105H195ZM214 104V103H213ZM220 104V103H219ZM233 104V103H232ZM243 104V103H242ZM242 104H239V105H242ZM248 104H250V103H248ZM65 105V104H64ZM82 105V104H81ZM116 105V104H115ZM123 105H125L124 104V102H123ZM144 105V104H143ZM162 105V104H161ZM164 105V104H163ZM185 105V104H184ZM183 105V106H184ZM188 105H189V103H188ZM201 105V104H200ZM198 105V107H202V106H205V108H203V109H205L204 111H206V110H208L209 111V109L206 107V105H205V103H204V105ZM212 105V104H211ZM216 105V104H215ZM235 105V104H234ZM237 105V104H236ZM243 105H245V104H243ZM254 105H255V102H254ZM257 105H259V104H257ZM257 105H255L256 107H257ZM84 106V105H83ZM86 106V105H85ZM96 106V105H95ZM126 106V105H125ZM151 106V105H150ZM159 106V105H158ZM213 106V105H212ZM212 106H210V107H212ZM231 106V105H230ZM249 106V105H248ZM253 107V104H252V100H251V105H250V107ZM254 106V107H255ZM262 106H264V104L262 105ZM62 107V106H61ZM68 107V106H67ZM87 107V106H86ZM89 107H90V105H89ZM119 107V106H118ZM132 107V106H131ZM136 107H138L137 105H136ZM165 107V105L163 106V108ZM169 107V108H170ZM173 107H174V105H173ZM172 107V108H173ZM181 107V106H180ZM185 107V106H184ZM188 107V106H187ZM197 107V106H196ZM217 107L218 106H216V109H212L213 111H217V110H219V108L217 109ZM243 107H245V106H243ZM247 107V106H246ZM251 107V108H252ZM253 107V108H254ZM255 107V108H256ZM77 108H78V106H77ZM88 108V107H87ZM90 108H92V107H90ZM133 108H134V105H133ZM139 108V107H138ZM141 108V107H140ZM153 109H154V107H152ZM159 108H160V106H159ZM158 108V109H159ZM163 108H162V110H163ZM168 108V109H169ZM174 108H176V106L174 107ZM186 108V107H185ZM192 108V107H191ZM195 108V107H194ZM207 108V109H206ZM215 108V107H214ZM242 108V107H241ZM251 108H249V109H251ZM261 108H264V107H261ZM75 109V108H74ZM84 109V108H83ZM93 109V108H92ZM150 109V108H149ZM164 109H166V108H164ZM182 109V108H181ZM180 109V110H181ZM189 109H190V107L188 108V111H189ZM199 108H197V110H198ZM224 109V108H223ZM229 109V108H228ZM236 110H237V107L235 108ZM89 111L91 110V109H88ZM94 110H95V108H94ZM124 110H125V108H124ZM123 110V111H124ZM128 110H130V109H128ZM127 110V111H128ZM147 110H148V108H147ZM151 110V109H150ZM161 110V111H162ZM167 110V109H166ZM166 110H164V111H166ZM176 110V109H175ZM202 110V109H201ZM200 109L198 110V113L200 112L201 114H203L202 113V111H201ZM224 110H227V109H224ZM224 110H223V112H224ZM234 110V109H233ZM241 110V112L243 111V110H245V109H240ZM240 110H238V111H240ZM252 110V109H251ZM250 110V111H251ZM64 111V110H63ZM96 111V110H95ZM94 111V112H95ZM159 111V110H158ZM161 111H159V112H161ZM167 111H169V110H167ZM166 111V112H167ZM173 111V110H172ZM181 111H183L184 112V109L183 110H181ZM191 111V110H190ZM190 111H189V113H190ZM193 111V110H192ZM211 111V110H210ZM210 111H209V113H210ZM229 111V110H228ZM263 111V110H262ZM68 112V111H67ZM70 112H71V110H70ZM139 112H140V109H139ZM148 112H149V110H148ZM157 112V111H156ZM165 112V113H166ZM176 112V111H175ZM178 112V111H177ZM176 112V113H177ZM197 112V111H196ZM218 112V111H217ZM249 112V111H248ZM252 112V111H251ZM251 112H249V115L251 116V118H252V115L251 114H253V113H251ZM253 112H254V110H253ZM260 112V111H259ZM264 112V111H263ZM69 113V112H68ZM67 113V114H68ZM86 114H87V111L85 112ZM90 113V112H89ZM92 113V112H91ZM90 113V114H91ZM101 113V112H100ZM99 113V114H100ZM118 113H119V111H118ZM124 113H126V112H124ZM147 113V112H146ZM152 113V112H151ZM170 113H171V111H170ZM173 113V112H172ZM171 113V115H173ZM193 113V112H192ZM195 113V112H194ZM208 113V112H207ZM208 113V114H209ZM213 113V112H212ZM229 113V112H228ZM237 113V112H236ZM240 113V112H239ZM251 113V114H250ZM60 114V113H59ZM66 114V115H67ZM133 114H136V113H133ZM142 114V113H141ZM150 114V113H149ZM164 114V113H163ZM163 114H162V116H163ZM185 114H186V111H185ZM220 114V113H219ZM244 115H245V113H243ZM246 114H247V111H246ZM260 114H262V113H260ZM64 116H65V114H63ZM73 115V114H72ZM81 115V114H80ZM92 115V114H91ZM91 115H89V117L91 116ZM94 115H95V113H94ZM146 115V114H145ZM165 115V114H164ZM166 115H169L168 113L166 114ZM170 115V116H171ZM174 115H175V113H174ZM173 115V116H174ZM178 115V114H177ZM194 115V114H193ZM222 115V114H221ZM225 115H226V112H225ZM233 115V114H232ZM235 116H236V114H234ZM248 115V116H249ZM262 115H264V113L262 114ZM262 115H260V116H262ZM61 116V115H60ZM70 116H71V113H70ZM75 116V115H74ZM88 116V115H87ZM97 116V115H96ZM95 116V117H96ZM101 116V115H100ZM105 116V115H104ZM130 116V115H129ZM148 116V115H147ZM150 116V115H149ZM154 116V115H153ZM159 116V115H158ZM170 116H167V117H170ZM176 116V115H175ZM179 116V115H178ZM187 116H188V113H187ZM220 116V115H219ZM231 116V115H230ZM247 116V117H248ZM65 117H67V116H65ZM92 117V116H91ZM103 116H101V118H102ZM114 117H116V113H114ZM126 117V116H125ZM142 117L143 116H141V117H139L138 115H135V118H134V124L135 125H137V131H138V134L141 136V137H145V135H146V132H144V131H147V132H151L152 130L154 131L155 129H153L154 127H155V125L153 124V120H151V119H142ZM159 117H161V116H159ZM166 117V116H165ZM180 117V116H179ZM178 117V118H179ZM201 117V116H200ZM208 117H210V115L208 116ZM212 117H213V120H212V122L214 123L212 126L214 127V128H216L217 126H218V124L220 123V121H221V119L218 117V115H217V113L216 112H214V115H212ZM233 117V116H232ZM236 117H238V116H236ZM246 117V116H245ZM254 117V116H253ZM256 117V116H255ZM259 117V116H258ZM64 118V117H63ZM72 118V117H71ZM71 118L69 119V120H71ZM84 118H85V115H84ZM131 118H132V115H131ZM130 118V119H131ZM153 118V117H152ZM163 119H164V116L162 117ZM171 118V117H170ZM174 118V117H173ZM178 118H176V119H178ZM189 118L190 117H188V122H191V121H189ZM193 119H195V121H197L198 119H196V118H194V117H192ZM62 119V118H61ZM64 119H66V118H64ZM63 119V120H64ZM73 119V118H72ZM104 119H105V117H104ZM111 119V118H110ZM118 119V118H117ZM187 119V118H186ZM186 119H185V121H184V119H183V121L181 120L180 121V126L182 127L184 124H186L187 123V121H186ZM224 119H226V118H224ZM223 119V120H224ZM254 119V118H253ZM259 119H261L260 117H259ZM63 120H60V121H63ZM120 120H121V118H120ZM126 120V119H125ZM169 120V119H168ZM168 120H167V122H168ZM191 120V119H190ZM223 120H222V122H223ZM231 120V119H230ZM235 120V119H234ZM236 120H238V119H236ZM239 120H241V118H239ZM242 120H244V119H242ZM67 121V120H66ZM86 121H88V120H86ZM97 121V120H96ZM98 121H100L99 119H98ZM97 121V122H98ZM124 121V120H123ZM159 121V120H158ZM163 121V120H162ZM171 121V120H170ZM177 121V120H176ZM175 121V122H176ZM193 121V120H192ZM194 121V122H195ZM247 121H249V120H247ZM89 123L91 122V121H88ZM112 122V121H111ZM110 122V123H111ZM126 122V121H125ZM157 122V121H156ZM175 122H174V124H175ZM200 122H202V120L200 119ZM208 122V121H207ZM221 122V123H222ZM229 122V121H228ZM234 122V121H233ZM237 122V121H236ZM244 122V121H243ZM241 123V122H237L238 123V125L241 123L242 125L244 124V123ZM261 122H262V120H261ZM264 122V121H263ZM60 123V122H59ZM69 122L67 121V123H66V125L68 124ZM71 123V122H70ZM69 123V124H70ZM94 123H95V121H94ZM102 123V122H101ZM113 123V122H112ZM120 123H122V121L120 122ZM131 123V122H130ZM129 123V124H130ZM160 123V121L158 122V124ZM163 123H164V121H163ZM171 123H173V122H171ZM198 123V122H197ZM197 123H195V124H197ZM206 123V122H205ZM226 123V122H225ZM61 124V123H60ZM65 124V123H64ZM64 124L62 125L63 127H64ZM75 124V123H74ZM88 124V123H87ZM91 124V123H90ZM90 124H88L89 126L87 127V129H89V127L91 128V130H93V134H95L94 136H96L97 137V135L98 136H100L99 135V132H100V130H98L97 131V128H100V127H98L97 126V128H96V126H94V125H92V126H90ZM98 124V123H97ZM99 124H100V122H99ZM98 124V125H99ZM123 124V123H122ZM125 124V123H124ZM200 124V123H199ZM204 124V123H203ZM211 124V123H210ZM224 124V123H223ZM235 124V123H234ZM240 124V125H241ZM248 123H246V125H247ZM250 124V123H249ZM253 123H251L250 125H252ZM102 125V124H101ZM108 124H106V126H107ZM163 125V127H165L164 126V124H162ZM176 125V124H175ZM187 125H193L192 127H194L195 125H194V123H188ZM233 125V124H232ZM237 125V126H238ZM239 125V127H242V125L240 126ZM245 125V124H244ZM249 125V126H250ZM256 128L259 126H256L255 125V123L253 124ZM264 125V124H263ZM74 126H77V125H74ZM105 126V125H104ZM105 126V128H107ZM110 126V125H109ZM179 126V127H180ZM197 126V125H196ZM198 126H200V125H198ZM204 126V125H203ZM202 125H201V127H203ZM207 126V125H206ZM206 126H204L205 127V129H206ZM223 126V125H222ZM249 126L247 127L248 129H249ZM77 127H79V126H77ZM110 127H112V126H110ZM156 127H159L158 125H156ZM160 127H161V124H160ZM178 127V128H179ZM180 127V128H181ZM188 127V126H187ZM192 127H190L191 129V131L193 130V132H194V128L192 129ZM212 127V128H213ZM221 127V126H220ZM235 127V126H234ZM244 127V126H243ZM251 127V126H250ZM260 127V126H259ZM80 128V127H79ZM79 128H78V130H79ZM85 128V127H84ZM173 128H174V126H173ZM179 128V131L181 130ZM183 128V127H182ZM195 128H197V127H195ZM213 128V129H214ZM219 128V127H218ZM223 128H225V127H223ZM229 128V127H228ZM228 128H226L227 130H228ZM232 128V127H231ZM246 128V130H248ZM263 128H264V126H263ZM60 129V128H59ZM109 129V128H108ZM198 129V128H197ZM208 129H209V127H208ZM239 129H241V128H238V130ZM258 129H260V128H258ZM70 130L71 129H69V132H70ZM75 130H77V128H75ZM84 130V129H83ZM120 130V129H119ZM170 130V129H169ZM188 130H189V127H188ZM216 130H217V128H216ZM216 130H214V131H216ZM237 130V129H236ZM235 129H231V131H233V133L234 134H238V132L236 131ZM253 130H254V128H253ZM253 130H251L250 129V131H253ZM262 130V129H261ZM65 131H66V128H65ZM101 131L104 133V132H106V131H109V130H105V131H103V129L101 128ZM122 131V130H121ZM135 131V130H134ZM157 131V130H156ZM160 131H161V129H160ZM165 131V130H164ZM199 131V130H198ZM202 131V130H201ZM200 131V132H201ZM208 131V130H207ZM210 131V130H209ZM213 131V132H214ZM242 130H239V136L241 135V136H243V134L244 133H246V131L245 132H243L244 131V128H243V133L241 132ZM263 131V130H262ZM262 131H259V132H262ZM62 132V131H61ZM74 132H76V131H74ZM78 132V131H77ZM76 132V133H77ZM83 132V131H82ZM82 132L80 131V133L82 134ZM110 132H111V130H110ZM116 132V131H115ZM182 132H184V134H186L185 133V131L183 130V131H181V133ZM219 132V131H218ZM257 132H258V130H257ZM256 132V130H255V133H250V132H248V133H246V134H249L250 133V135L251 134H256L257 133ZM62 133H64V132H62ZM68 133V132H67ZM79 133V132H78ZM77 133V134H78ZM79 133V136L81 135ZM92 133V132H91ZM98 133V134H97ZM112 133V134H111ZM110 134L109 133H105V134H107V136H108V134L109 135H113V131L111 132ZM164 133V132H163ZM167 133V132H166ZM165 133V134H166ZM188 133V132H187ZM199 133V132H198ZM152 134V133H151ZM150 134V135H151ZM164 134V135H165ZM172 133H170V134H168L169 136L171 135ZM190 134H191V132H190ZM193 134V133H192ZM195 134H197V130H196V133ZM205 134H209V133H205ZM217 134V133H216ZM221 134V133H220ZM258 134V133H257ZM256 134V135H257ZM65 135V134H64ZM69 135H71V132L69 133ZM91 135V134H90ZM123 135V134H122ZM167 135V134H166ZM179 135H181L180 133H179ZM188 135V134H187ZM202 135V134H201ZM200 135V136H201ZM210 135V134H209ZM208 135V136H209ZM214 135H215V133H214ZM218 135V134H217ZM222 135H223V133H222ZM67 136V135H66ZM65 136V137H66ZM77 136V135H76ZM93 136V137H94ZM102 136V135H101ZM116 136V135H115ZM137 136V135H136ZM173 136V135H172ZM194 136V137H193ZM192 137L193 138H195V135H193ZM203 136H205L204 134H203ZM211 136H212V134H211ZM245 136V135H244ZM255 136V135H254ZM262 135L260 134V137H261ZM71 137V136H70ZM80 137H82V135L80 136ZM84 137L85 136H83V141H84ZM90 137V136H89ZM92 137V136H91ZM103 137V136H102ZM104 137L106 138V136L104 135ZM113 137H114V135H113ZM118 137V136H117ZM116 137V138H117ZM135 137V136H134ZM151 137V136H150ZM154 137H155V135H154ZM161 137V136H160ZM175 137V136H174ZM173 137V138H174ZM177 137V136H176ZM210 137V136H209ZM225 137H227L228 138V136H226L225 135ZM230 137V139H231V136H229ZM234 137V136H233ZM246 138H247V136H245ZM244 137V138H245ZM248 137H249V135H248ZM257 136H255V138H256ZM258 137H259V134H258ZM47 138V137H46ZM51 138V137H50ZM50 138H48L49 140H50ZM66 138H68V137H66ZM72 138V137H71ZM75 138V137H74ZM98 138V137H97ZM101 137H99V139H100ZM193 138H192V140H193ZM200 138V137H199ZM213 138H214V136H213ZM212 138V139H213ZM221 138V137H220ZM223 138V137H222ZM235 138V137H234ZM241 138V137H240ZM243 138V139H244ZM263 139H264V136L262 137ZM40 139V138H39ZM42 139V138H41ZM55 139V138H54ZM76 139V138H75ZM86 139V138H85ZM94 139H96V138H94ZM99 139H97V140H99ZM107 139H109L108 137H107ZM140 139V138H139ZM147 139V138H146ZM150 139V138H149ZM148 139V140H149ZM181 139H182V137H181ZM198 139V138H197ZM201 139V138H200ZM199 139V140H200ZM205 139V138H204ZM211 139V138H210ZM215 139V138H214ZM213 139V140H214ZM224 139V138H223ZM257 139V138H256ZM14 140V139H13ZM45 140V139H44ZM65 140H67V139H65ZM72 140V139H71ZM79 140V139H78ZM81 141H82V139H80ZM87 141H88V139H86ZM85 140V142H87ZM96 140V141H97ZM102 140V139H101ZM113 139L111 138V141H112ZM115 140H117V139H115ZM114 140V141H115ZM119 140V139H118ZM151 140V139H150ZM149 140V141H150ZM208 140V139H207ZM212 140V141H213ZM216 140V139H215ZM234 140V139H233ZM253 140V139H252ZM261 141H259L261 144H262V139H260ZM62 141H63V139H62ZM70 141V140H69ZM77 141V140H76ZM75 141V142H76ZM83 141L81 142V143H83ZM90 141L91 140H89V143H87V144H92V142L90 143ZM103 142H105L104 141V139L102 140ZM108 141H110V140H108ZM124 141V140H123ZM136 141V140H135ZM140 141H141V139H140ZM140 141H139V143H140ZM171 141V140H170ZM174 142L176 141V139L175 140H173ZM173 141H171L170 143L171 144H173L172 142ZM184 141V140H183ZM185 141H188V140H185ZM195 141H197V140H194V142ZM212 141H210L211 143H212ZM231 141V140H230ZM230 141H228V142H230ZM242 141V140H241ZM40 142H42L41 140H40ZM47 142V141H46ZM72 142V141H71ZM99 142H100V140H99ZM143 142V141H142ZM141 142V143H142ZM158 142V141H157ZM169 142V141H168ZM177 142V141H176ZM175 142V143H176ZM200 142V141H199ZM198 142V143H199ZM203 144H204V142L205 141H201ZM209 142V143H210ZM215 142V141H214ZM217 142V141H216ZM215 142V143H216ZM218 142H220V141H218ZM218 142H217V144H218ZM252 142V141H251ZM259 142H257V143H259ZM43 143V142H42ZM41 143V144H42ZM48 143H50L49 141H48ZM64 143V142H63ZM62 143V144H63ZM66 143H68V142H66ZM70 143V142H69ZM69 143H68V145H69ZM77 143V142H76ZM78 143H79V141H78ZM117 143H118V141H117ZM135 143V142H134ZM134 143H133V145H134ZM151 143V142H150ZM170 143H168V144H170ZM196 143V142H195ZM202 143H200L201 145H202ZM206 143H208V141L206 142ZM205 143V144H206ZM208 143V144H209ZM215 143H214V145H215ZM221 143V142H220ZM231 143V142H230ZM234 143V142H233ZM232 143V144H233ZM244 143H246V142H244ZM263 143H264V140H263ZM73 144V143H72ZM80 144V143H79ZM85 144V143H84ZM84 144H83V147H84ZM104 144V143H103ZM103 144L101 143V145L103 146ZM111 144V143H110ZM119 144V143H118ZM158 143H156V145H157ZM170 144V147L171 146H173V145H171ZM188 144V143H187ZM199 144V145H200ZM216 144V145H217ZM222 144V143H221ZM228 144V143H227ZM242 144H243V142H242ZM250 144V143H249ZM248 144V145H249ZM254 144H255V142H254ZM253 144V145H254ZM15 145H16V142H15ZM38 145V144H37ZM36 145V146H37ZM39 145H40V143H39ZM45 145V144H44ZM48 145V144H47ZM46 145V146H47ZM64 145V144H63ZM70 145H71V143H70ZM94 145H95V142H94ZM99 144H98V142H97V146H98ZM108 145V144H107ZM123 145H124V143H123ZM137 145V144H136ZM143 145H146V144H143L142 143V146ZM151 145V144H150ZM209 145H213V143L212 144H209ZM209 145H205V148H206V146H207V148L209 147ZM220 145V144H219ZM223 145H224V143H223ZM252 145V144H251ZM252 145V146H253ZM260 145V144H259ZM264 144H262V145H260L259 147H261V146H263ZM67 146V145H66ZM76 146H77V144H76ZM86 146V145H85ZM87 146H89V145H87ZM93 145H91V147H92ZM102 146H100V147H102ZM110 146V145H109ZM112 146H114V145H112ZM111 146V147H112ZM119 146V145H118ZM132 146V145H131ZM159 146V145H158ZM165 146H166V144H165ZM164 146V147H165ZM183 146V145H182ZM181 146V147H182ZM233 146V145H232ZM246 146V145H245ZM250 146V145H249ZM256 146H257V144H256ZM35 147V146H34ZM39 147V146H38ZM37 147V148H38ZM43 147V146H42ZM41 147V148H42ZM51 147V146H50ZM49 147V148H50ZM75 147V146H74ZM79 147V146H78ZM80 147H82L81 145H80ZM79 147V148H80ZM94 147V146H93ZM99 147V146H98ZM104 147V146H103ZM103 147H102V149H103ZM127 147H129L128 145H127ZM137 147V146H136ZM174 147H176V146H174ZM180 147V146H179ZM211 147V146H210ZM223 147V146H222ZM227 147H229V146H227ZM36 148V147H35ZM34 148V149H35ZM36 148V149H37ZM45 148V147H44ZM53 148V147H52ZM65 149H66V147H64ZM69 148H71V147H69ZM77 148V147H76ZM75 148V149H76ZM88 148H90V147H88ZM143 148H145V146L143 147ZM184 148V147H183ZM191 148V147H190ZM196 148H198V147H196ZM202 148V147H201ZM245 148V147H244ZM248 148V147H247ZM251 147H249V149H250ZM262 148V147H261ZM260 148V150H262ZM264 148V147H263ZM35 149V150H36ZM60 149V148H59ZM62 149V148H61ZM61 149H60V153H61ZM72 149V148H71ZM94 149H95V147H94ZM99 149H101V148H99ZM99 149H97V151L99 150ZM105 147H104V151L103 152H105ZM110 149V148H109ZM182 149V148H181ZM185 149V148H184ZM223 149H224V147H223ZM242 149V148H241ZM246 149V148H245ZM248 149V151H250ZM38 150V149H37ZM46 150V149H45ZM48 150V149H47ZM50 150V149H49ZM48 150V151H49ZM82 150V149H81ZM81 150H79V151H81ZM84 150H85V147H84ZM86 150H87V148H86ZM91 150H93V149H91ZM91 150H90V152H91ZM118 150V149H117ZM120 150V149H119ZM180 149H178L177 151H179ZM198 150V149H197ZM225 150V149H224ZM230 150H231V148H230ZM236 150H238V149H236ZM243 150V149H242ZM258 150H259V148H257V150H256V148H255V151L256 152H258ZM76 151H78V149L76 150ZM83 151V150H82ZM89 151V150H88ZM96 151V149L93 151V152H95ZM129 151H130V149H129ZM128 151V153H130ZM147 151V150H146ZM151 151V150H150ZM175 151V150H174ZM193 151H194V149H193ZM239 151V150H238ZM254 151V152H255ZM42 152H43V150H42ZM50 152H51V150H50ZM58 152H59V150H58ZM65 152H66V150H65ZM85 152V151H84ZM83 152V153H84ZM92 152V153H93ZM100 152V151H99ZM98 152V153H99ZM102 152V151H101ZM101 152L99 153V155L101 154ZM110 152H112V150L110 149ZM157 152V151H156ZM180 152V151H179ZM191 152V151H190ZM198 154H200V156L201 157H203L202 156V154L200 153V151L198 152V151H196ZM210 152V151H209ZM261 152V151H260ZM41 153V152H40ZM74 154H76L75 152H73ZM88 153V152H87ZM98 153H95L96 155L98 154ZM105 153H107V152H105ZM108 153H109V151H108ZM107 153V154H108ZM117 153V152H116ZM127 153V152H126ZM125 153V154H126ZM132 153V152H131ZM136 153V152H135ZM185 153V152H184ZM189 153V152H188ZM192 153V152H191ZM194 153H195V151H194ZM194 153H193V155H194ZM236 153V155H237V152H235ZM235 153H234V156H235ZM241 153V152H240ZM44 154H45V152H44ZM62 154V153H61ZM66 154V153H65ZM77 154H78V152H77ZM94 154V153H93ZM94 154V155H95ZM115 154V153H114ZM134 154V153H133ZM186 154V153H185ZM196 154V153H195ZM210 155H211V153H209ZM250 154V153H249ZM261 154V153H260ZM1 155V154H0ZM71 155V154H70ZM81 156H82V154H80ZM86 155V154H85ZM95 155V156H96ZM98 155V156H99ZM104 155V154H103ZM109 155V154H108ZM111 155V154H110ZM109 155V156H110ZM141 155V154H140ZM184 155V154H183ZM187 156L189 155V156H191L190 154H186ZM204 155V154H203ZM40 157H41V155H39ZM43 156V155H42ZM66 156H68V158H70L69 157V155H67L66 154ZM79 156V155H78ZM90 156V155H89ZM109 156L106 158V159H109ZM112 156L114 157V155L112 154ZM137 157H139V154L138 155H136ZM142 156V155H141ZM181 156V155H180ZM196 156H199V155H196ZM228 156H230V155H228ZM232 156V155H231ZM240 156H242V155H240ZM38 157V156H37ZM75 157V156H74ZM100 157V156H99ZM111 157V156H110ZM116 157H117V155H116ZM145 157V156H144ZM170 157H171V155H170ZM182 157V156H181ZM238 157V156H237ZM248 157V156H247ZM260 157V156H259ZM262 157V156H261ZM39 158V157H38ZM68 158L66 159V160H68ZM84 158H85V160H86V158H87V156L85 157L84 156ZM83 158V159H84ZM95 158V157H94ZM96 158H98V157H96ZM115 158V157H114ZM151 158V157H150ZM173 158V157H172ZM186 158V157H185ZM187 158H190V157H187ZM209 158V157H208ZM221 158V157H220ZM234 158V157H233ZM246 158V157H245ZM71 159V158H70ZM82 159V160H83ZM89 159L90 158H88L87 160V162H89ZM103 159V158H102ZM101 158L99 159V160H102ZM123 159V158H122ZM125 159V158H124ZM131 159V158H130ZM129 158H128V160H130ZM180 159V158H179ZM182 159V158H181ZM193 158H192V156H191V159L189 160V161H191ZM198 159V158H197ZM206 159H207V157H206ZM261 159H263V158H261ZM1 160V159H0ZM37 160V159H36ZM40 160V159H39ZM46 160H47V158H46ZM65 160V159H64ZM93 160H95V159H93ZM114 160V159H113ZM116 160H118L117 158H116ZM133 160V159H132ZM131 160V161H132ZM152 160H153V158H152ZM236 160H237V158H236ZM248 160V159H247ZM2 161V160H1ZM27 161V160H26ZM70 161V160H69ZM71 161H72V159H71ZM70 161V163H72ZM91 161V160H90ZM95 161H97L98 162V160H95ZM124 161V160H123ZM135 161V160H134ZM137 161V160H136ZM156 161V160H155ZM186 161H187V159H186ZM241 161H242V159H241ZM5 162V161H4ZM3 161H2V163H4ZM34 162V161H33ZM38 161H36V163H37ZM67 162V161H66ZM75 162V164H76V161H74ZM82 162V161H81ZM85 161H83V163H84ZM86 162V163H87ZM115 162H119V161H115ZM125 162V161H124ZM159 162V161H158ZM171 162V161H170ZM237 162H238V160H237ZM235 163V161H234V163L236 164V165H238V163ZM250 162V161H249ZM1 163V164H2ZM13 163V162H12ZM18 163V162H17ZM59 163L61 164V162L59 161ZM69 163V162H68ZM80 163V162H79ZM91 163V162H90ZM90 163H89V165H90ZM101 163V161L100 162H98V164H94L96 167L95 168H97L98 166L97 165H99ZM102 163H104V164H102L103 166H106L107 167V165H105V162L103 161ZM109 163V162H108ZM123 163V162H122ZM122 163H119L120 165H122ZM141 163V162H140ZM145 163V162H144ZM143 163V164H144ZM152 163V162H151ZM154 163V162H153ZM163 163V162H162ZM184 163V162H183ZM186 163V162H185ZM201 163H202V161H201ZM200 163V164H201ZM205 163V162H204ZM255 163V162H254ZM26 164V163H25ZM50 164H52V163H50ZM73 165H74V163H72ZM78 164V163H77ZM77 164H76V166H77ZM81 164V163H80ZM127 164V163H126ZM147 164V163H146ZM156 164V163H155ZM3 165V164H2ZM27 165H28V163H27ZM53 165V164H52ZM52 165H51V167H52ZM85 166H86V164H84ZM89 165H87V166H89ZM93 165V166H94ZM117 165V164H116ZM119 165V166H120ZM123 165H125V164H123ZM136 165H138V164H136ZM135 165V166H136ZM169 165H171V164H169ZM182 167L184 166V165H182V164H180ZM188 165H190V164H188ZM202 165H203V163H202ZM201 165V166H202ZM244 165V164H243ZM9 165H7L6 166V169H8L7 171H10V166L8 167ZM16 166V165H15ZM24 166V165H23ZM26 166V165H25ZM39 166H40V164H39ZM76 166H75V168H76ZM84 166V167H85ZM92 166V167H93ZM127 166V168H125ZM126 166H124L123 168H124V171H126L127 170V173H126V175H129V174H131V173H129L128 174V165H126ZM131 167H132V165H130ZM134 166V165H133ZM150 166V165H149ZM172 166V165H171ZM192 166V165H191ZM212 166V165H211ZM8 167V168H7ZM14 166L12 165V168H13ZM27 167V166H26ZM25 167V168H26ZM29 167V166H28ZM62 168V165H59L58 166V168ZM69 167H71V166H69ZM81 167V166H80ZM83 167V166H82ZM81 167V168H82ZM99 167H100V165H99ZM98 167V168H99ZM116 167V166H115ZM122 167V166H121ZM130 167V168H131ZM144 167H146V166H144ZM181 167V168H182ZM187 166H184V168L185 169H187L186 168ZM195 167H196V165H195ZM198 167V166H197ZM208 167V166H207ZM260 168H261V166H259ZM4 168H5V164H4ZM30 168V167H29ZM40 168V167H39ZM57 168V169H58ZM74 168V169H75ZM86 168V167H85ZM89 169L91 168V167H88ZM123 168H122V170H123ZM136 168V167H135ZM134 168V169H135ZM147 168V167H146ZM149 169H150V167H148ZM155 168V167H154ZM159 168V167H158ZM184 168H182V169H184ZM0 169L2 170L3 169V167L1 168V166H0ZM17 169V168H16ZM63 169V168H62ZM78 170H79V167L77 168ZM100 170L102 169V167H100L99 168ZM98 169V170H99ZM118 169H119V167H118ZM118 169L116 168L115 170H117L118 171ZM126 169V170H125ZM133 169V168H132ZM131 169V171H133ZM156 169V168H155ZM196 169V168H195ZM244 169V168H243ZM264 169V168H263ZM12 170V169H11ZM26 169H24V171H25ZM30 170V169H29ZM72 170V167L69 169V171H71ZM85 170H87V169H85ZM95 170V169H94ZM93 170V171H94ZM99 170V171H100ZM110 170V169H109ZM119 170H121V169H119ZM121 170V171H122ZM137 170H140V169H137ZM144 170V169H143ZM148 170V169H147ZM159 170V169H158ZM163 170V169H162ZM206 170V169H205ZM211 170V169H210ZM213 170H214V168H213ZM212 170V171H213ZM255 170V169H254ZM4 171V170H3ZM22 171V170H21ZM27 171H28V169H27ZM47 171H51V170H47ZM60 171V169H58V172ZM72 171H74V170H72ZM75 171H77V170H75ZM83 170H81V172H82ZM97 171V170H96ZM97 172V173H100V172ZM108 171V170H107ZM130 171V172H131ZM149 171H151V170H149ZM185 171H190V170H185ZM212 171H210V173H212ZM237 171V170H236ZM251 171V170H250ZM260 171V170H259ZM40 172V171H39ZM42 172V171H41ZM88 172V171H87ZM102 172V171H101ZM109 172V171H108ZM112 172V171H111ZM114 172H116V171H114ZM135 172H136V170H135ZM139 172H142L141 170L139 171ZM138 172V173H139ZM145 172H147L146 170H145ZM162 172H165V171H162ZM202 172H203V170H202ZM206 172H208V171H206ZM214 172V171H213ZM241 172V171H240ZM246 172V171H245ZM252 172V171H251ZM17 173H18V171H17ZM19 173H20V171H19ZM22 173H25V172H22ZM22 173H21V175H22ZM29 173H31V172H29ZM49 173V172H48ZM61 173H62V171H61ZM83 173V172H82ZM90 173V172H89ZM93 173V172H92ZM95 173V172H94ZM121 173V172H120ZM120 173L118 174L117 172L115 173V175L116 174H118V176H116L117 178L118 177H120L119 175H120ZM148 173V172H147ZM247 173V172H246ZM250 173V172H249ZM249 173H247L248 175H249ZM259 174L261 173V171L260 172H258ZM258 173H257V175L256 176H258ZM2 174V173H1ZM50 174V173H49ZM53 174V173H52ZM63 174V173H62ZM61 174V175H62ZM68 174H69V172H68ZM70 174H71V172H70ZM69 174V175H70ZM72 174H73V172H72ZM71 174V175H72ZM75 174V173H74ZM73 174V175H74ZM79 174V171H78V173H77V175L76 176H79L78 175ZM84 174V173H83ZM83 174H81L82 176H83ZM86 174V173H85ZM102 174V173H101ZM100 174V175H101ZM109 174V173H108ZM123 174V173H122ZM121 174V175H122ZM193 174V173H192ZM202 174V173H201ZM243 174V173H242ZM241 174V175H242ZM246 174V175H247ZM21 175H19L18 174V176H21ZM65 175V174H64ZM93 175V174H92ZM91 175V176H92ZM95 175V174H94ZM111 175H113V174H111L110 173V176ZM151 175V174H150ZM172 175V174H171ZM190 175V174H189ZM233 175V174H232ZM251 175V174H250ZM263 175V174H262ZM10 176L11 175H9V174H7V173H4V174H2V175H0V196H1V198L2 199H0V240H1V242H2V245H3V243H5L6 244V252H4L5 254L7 253V255H5V256H7V258L8 259H6V258H3V256L1 257V259H6V261L7 260H9V261H7V263L6 264H9L8 262H12L11 264H16L18 261H20V260H22V259H24V257H25V253H26V247H27V245H29V244H27L28 243V241L30 240V241H32V240H36L37 241V239L39 240V239H44V240H47L48 242L47 243H49V242H51V245L53 244V248L55 249V247L54 246H61V248L65 251L66 249H64V241H66V243H67V241H69L71 244H69V247H71V249L73 250L72 252L73 253H75L76 255L78 254V253H80L79 255H88V254H91V255H93L92 253H93V251L92 252H90L89 251V246H90V244H91V242H92V240H94L95 238H94V236H95V233H94V231L96 232V230L94 229V231H93V219H94V216H93V214H92V208H91V200H90V198L89 197H87V196H84V195H80L77 191H75V190H73V191H71V190H68V194H67V192L66 193H64L63 194V189L62 188H60V186L58 187L55 183L50 187V189L48 190V191H45V194H46V196H47V198H45L44 200H42L41 201V205L43 206V207H46V209H48V211H49V213H52L53 215H54V219L53 220H51V221H49V219L48 220H46V219H44V217H43V219H44V221H49L50 222V224H51V226H52V229H50V231H47L45 228H44V226L42 225V224H38L37 222H32V224H31V222H30V224H28L27 223V214H26V211H27V209L25 210V207L22 205V203H24V200H25V198H24V200H23V193H25V192H23L24 191V187H25V185L26 184H28V182H27V175L25 174L24 176H23V178L21 179V181H20V183L18 182V185H17V191L15 192V199H11V192H12V189H13V187L14 186H12L11 184V182H12V179L11 178H14L13 176L10 178ZM51 176V175H50ZM67 176V175H66ZM85 176V175H84ZM109 176V177H110ZM132 176H134V172H133V175ZM153 176V175H152ZM194 175H192V179L194 178L193 177ZM211 176V175H210ZM231 176V175H230ZM244 176H245V173H244ZM243 176V177H244ZM264 176V175H263ZM33 177H35L34 176V174H33ZM38 177H40V176H38ZM53 177V176H52ZM81 176H79V178H80ZM92 177H94V176H92ZM96 177H98V176H96ZM112 177V176H111ZM110 177V179H109V181L110 182H115V186L116 185H118V182H116V181H118L114 176L112 177V178H115L116 179V181H115V179L114 180H112V178ZM123 177V176H122ZM126 177H128V176H126ZM131 177V175H129V178ZM136 177H138L137 176V173H136V176H135V178ZM140 178H143V177H141V176H139ZM145 177V176H144ZM148 177V176H147ZM190 177H191V175H190ZM232 177V176H231ZM252 177H253V175H252ZM259 177V176H258ZM18 179H19V177H17ZM45 178H46V176H45ZM54 178H55V176H54ZM58 178H59V176H58ZM57 178V179H58ZM76 178V177H75ZM87 178V177H86ZM88 178H89V176H88ZM98 178H100V176L98 177ZM107 178V177H106ZM121 178V177H120ZM125 178V177H124ZM124 178H123V180H124ZM128 178V179H129ZM160 178V177H159ZM203 178V177H202ZM214 178V177H213ZM234 178V177H233ZM249 178V176L248 177H246L245 179L247 180ZM254 178V177H253ZM19 179V180H20ZM49 179V178H48ZM60 179H62V177L60 176ZM66 179H67V177L65 178V179H63V180H65L66 181ZM77 179H78V177H77ZM83 179V178H82ZM108 179H106V180H108ZM127 179V180H128ZM131 179V178H130ZM133 179V178H132ZM144 179V178H143ZM142 179V180H143ZM236 179V178H235ZM235 179H234V181H235ZM259 179V178H258ZM263 179H264V177H263ZM31 180H32V178H31ZM34 180V179H33ZM32 180V181H33ZM37 180V179H36ZM74 180V179H73ZM102 181H103V179H101ZM112 180V181H111ZM122 180V179H121ZM127 180H125V181H127ZM138 180L140 181V179L138 178ZM146 180H148V179H146ZM153 180V179H152ZM195 180H196V177H195ZM256 180V179H255ZM61 182H62V180H60ZM75 181V180H74ZM82 181V180H81ZM81 181H80V183H81ZM83 181H84V179H83ZM88 181H89V179H88ZM100 181V180H99ZM129 181V183H131V182H133V181H131V180H128ZM128 181H127V183H128ZM131 181V182H130ZM135 181V180H134ZM145 181V180H144ZM208 181V180H207ZM236 181H238V178L236 179ZM240 181V180H239ZM248 181V180H247ZM259 181V180H258ZM35 182H37V181H35ZM77 181H75V183H76ZM120 183H119V186L120 185H122L121 184V181H119ZM196 182V181H195ZM198 182V181H197ZM196 182V183H197ZM204 182V181H203ZM249 182V181H248ZM13 183H14V180H13ZM63 183V182H62ZM67 183V182H66ZM70 183H71V181H70ZM70 183H68L70 186H72V183L70 184ZM82 183H84V182H82ZM122 183H123V181H122ZM144 184H145V182H143ZM154 183V182H153ZM253 183V182H252ZM258 183V182H257ZM33 184V183H32ZM73 184H74V182H73ZM78 184V183H77ZM98 184V183H97ZM150 184V183H149ZM207 184V183H206ZM251 184V183H250ZM254 184V183H253ZM253 184H251V186L253 185ZM259 184V183H258ZM31 185V184H30ZM83 185H85V184H83ZM83 185H82V187H83ZM110 185V184H109ZM113 185V184H112ZM133 185H134V183H133ZM132 185V186H133ZM198 185V184H197ZM201 185V184H200ZM239 185H241V184H239ZM33 186V185H32ZM63 186V185H62ZM61 186V187H62ZM81 186V185H80ZM127 186V185H126ZM207 186H209V185H207ZM28 187V189H29V186H27ZM68 187V186H67ZM86 187V186H85ZM214 187H215V185H214ZM224 187V186H223ZM248 187V186H247ZM64 188V187H63ZM73 188V187H72ZM125 188V187H124ZM132 188H134V187H132ZM131 188V189H132ZM212 188H213V186H212ZM258 188V187H257ZM27 189V188H26ZM69 189V188H68ZM114 189V188H113ZM115 189H117L118 190V188H115ZM127 189H128V187H127ZM135 189V188H134ZM202 189H203V187H202ZM225 189V188H224ZM260 189V188H259ZM258 189V190H259ZM262 189V188H261ZM80 190V189H79ZM88 190V189H87ZM122 190H123V187H122ZM151 190H152V188H151ZM207 190H209V188L207 189ZM28 191V190H27ZM65 191V190H64ZM70 191V192H69ZM118 191H120V190H118ZM117 191V192H118ZM132 191V190H131ZM135 191V190H134ZM138 191V190H137ZM143 191H145V189L143 190ZM261 191V190H260ZM264 191V190H263ZM141 192V191H140ZM140 192H137V193H139V194H141ZM146 192V191H145ZM208 192V191H207ZM210 192H211V190H210ZM89 193V192H88ZM150 193V192H149ZM196 193H198L199 194V192H196ZM209 193V192H208ZM216 193V192H215ZM26 194V193H25ZM144 194V193H143ZM142 194V195H143ZM190 194V193H189ZM188 194V195H189ZM194 194V193H193ZM211 195L212 194H214V193H210ZM218 194V193H217ZM141 195V196H142ZM159 195V194H158ZM191 195V194H190ZM200 195V194H199ZM198 195V196H199ZM105 196V195H104ZM113 196V195H112ZM148 196V195H147ZM215 196V195H214ZM109 197H111V196H109ZM114 197V196H113ZM112 197V198H113ZM158 197H160V196H158ZM162 197H163V195H162ZM27 198V197H26ZM111 198V199H112ZM148 198V197H147ZM150 198V197H149ZM156 198H157V195H156ZM186 198H187V196H186ZM103 199V198H102ZM106 199H108V198H106ZM153 199H155V198H153ZM212 199H214L213 198V196H212ZM225 199V198H224ZM32 200V199H31ZM98 200V199H97ZM156 200V199H155ZM158 200V199H157ZM160 200H162V198L160 199ZM190 200V199H189ZM192 200V199H191ZM194 200V199H193ZM33 201V200H32ZM100 201V200H99ZM109 200H107V202H108ZM114 201V200H113ZM146 201H147V199H146ZM154 201V200H153ZM163 201V200H162ZM197 201V200H196ZM158 202H160V201H158ZM169 202V201H168ZM37 203H38V201H37ZM112 203V202H111ZM144 203H149V201L148 202H144ZM170 203V202H169ZM168 203V204H169ZM226 203V202H225ZM31 204V203H30ZM38 205H39V203H38ZM40 205V206H41ZM114 205V204H113ZM147 205V204H146ZM148 205H150V203L148 204ZM147 205V206H148ZM39 206V207H40ZM18 207V208H17ZM34 207V206H33ZM121 207V206H120ZM119 207V208H120ZM191 207V206H190ZM96 208V207H95ZM97 208H99V206L97 207ZM123 208V207H122ZM162 208V207H161ZM232 208V207H231ZM124 209V208H123ZM189 209V208H188ZM201 209V208H200ZM119 211L121 210V209H118ZM168 210V209H167ZM231 210V209H230ZM100 211V210H99ZM119 211H116L115 210V212H117V215H121V213H123V212H119ZM122 211V210H121ZM127 211V210H126ZM183 211V210H182ZM181 211V212H182ZM232 211V210H231ZM28 212V211H27ZM128 212V211H127ZM38 213V212H37ZM157 212H155V214H156ZM167 213V212H166ZM236 213V212H235ZM94 214H95V212H94ZM133 214V213H132ZM264 214V213H263ZM37 216L39 215V214H36ZM119 215V216H120ZM134 215V214H133ZM143 215V214H142ZM166 216H167V214H165ZM200 215V214H199ZM207 215V214H206ZM217 215V214H216ZM220 215V214H219ZM32 216L33 215H31V218H32ZM36 216V217H37ZM40 216V215H39ZM43 216V215H42ZM99 216V215H98ZM186 216V215H185ZM195 216V215H194ZM215 216V215H214ZM263 217V216H262ZM29 218H30V216H29ZM28 218V219H29ZM31 218H30V221H31ZM40 218H41V216H40ZM46 218V217H45ZM122 218H124L123 216H122ZM203 218V217H202ZM208 218V217H207ZM215 218H216V216H215ZM255 218L257 219V217L255 216ZM254 217H253V219H255ZM205 218H203V220H204ZM230 219H232V218H230ZM234 219V218H233ZM208 220V219H207ZM32 221H34V218H32ZM44 221H42V219H41V222L42 223H44ZM132 221V220H131ZM196 221V220H195ZM254 221V220H253ZM45 222V223H46ZM48 222V223H49ZM122 223H123V221H121ZM245 222H246V220H245ZM47 223V224H48ZM60 223H64V225H65V223H66V225H69L70 226V230L68 231L67 230V232L65 231L66 230V228H64V231H63V229H61V226H59V224ZM95 223V222H94ZM186 223V222H185ZM207 224H208V222H206ZM173 224V223H172ZM198 224H199V222H198ZM256 224V223H255ZM254 224V225H255ZM258 224V223H257ZM256 224V225H257ZM29 225H31V226H29ZM44 225H46V224H44ZM96 225V224H95ZM98 225V224H97ZM121 225V224H120ZM206 225V224H205ZM249 225V224H248ZM48 226H49V224H48ZM47 226V227H48ZM68 226V227H69ZM199 226V225H198ZM211 226V225H210ZM251 226H252V224H251ZM67 227V228H68ZM150 227H151V224H150ZM254 228L256 227V226H253ZM50 228V227H49ZM94 228H96V227H94ZM124 228V227H123ZM125 228H127V226L125 227ZM246 228H248V227H246ZM253 228V229H254ZM260 228V227H259ZM99 229V228H98ZM203 229V228H202ZM205 229H207V228H205ZM250 229H252V227L251 228H249V230ZM252 229V231H255V229L253 230ZM261 229V228H260ZM118 230H119V228H118ZM241 230V229H240ZM256 230H257V228H256ZM100 231V230H99ZM122 231H123V229H122ZM204 231V230H203ZM247 231H248V229H247ZM252 231H250V232H252ZM245 232H246V230H245ZM250 232H248V233H250ZM256 232V231H255ZM99 233V232H98ZM188 233V232H187ZM202 233H204V232H202ZM67 235V236H69V238L67 237V239H65V240H63V235ZM100 234V233H99ZM242 234V233H241ZM257 234V233H256ZM98 235V234H97ZM186 235V234H185ZM192 235V234H191ZM245 235H246V233H245ZM248 235V234H247ZM100 237H101V235H99ZM122 236V235H121ZM148 236H150V235H148ZM154 236H156V235H154ZM240 236V235H239ZM238 236V237H239ZM252 236V235H251ZM105 237V236H104ZM107 237V236H106ZM109 237V239H110V236H108ZM136 237V236H135ZM134 237V238H135ZM64 238H66V237H64ZM118 238V237H117ZM149 238V237H148ZM158 238V237H157ZM240 238V237H239ZM42 239V240H43ZM100 239V238H99ZM119 239V238H118ZM137 239V238H136ZM150 239V238H149ZM191 239V238H190ZM207 239V238H206ZM97 239H95V241H96ZM105 240V239H104ZM107 240V239H106ZM135 240V239H134ZM183 240V239H182ZM117 241V240H116ZM158 241V240H157ZM195 241V240H194ZM46 242V241H45ZM98 242V241H97ZM97 242H95L94 244H99V243H97ZM125 242H126V240H125ZM190 242V241H189ZM33 243H35V242H33ZM37 243V242H36ZM39 243V242H38ZM42 243V242H41ZM100 243H101V241H100ZM194 243V242H193ZM222 243V242H221ZM63 244V245H62ZM103 244V243H102ZM105 244V243H104ZM110 244V243H109ZM144 244V243H143ZM44 245V244H43ZM50 245V244H49ZM71 245V246H70ZM191 245V244H190ZM199 245H202V244H199ZM198 245V246H199ZM17 246V247H16ZM30 247H31V245H29ZM63 246V247H62ZM68 246V245H67ZM67 246L65 245V247L67 248ZM100 246H102V245H100ZM126 246H127V244H126ZM140 246V245H139ZM157 246V245H156ZM155 246V247H156ZM185 246V245H184ZM52 247V246H51ZM58 247V248H59ZM138 247V246H137ZM136 247V248H137ZM187 247V246H186ZM32 248V247H31ZM37 248V247H36ZM60 248V249H61ZM206 248V247H205ZM1 249V248H0ZM57 249V248H56ZM71 249H70V252H71ZM162 249V248H161ZM164 249V248H163ZM162 249V250H163ZM216 249V248H215ZM214 249V250H215ZM33 249H31V251H32ZM201 250H202V248H201ZM44 251V250H43ZM186 251V250H185ZM255 251V250H254ZM40 252V251H39ZM51 252V251H50ZM59 252H61V251H59ZM69 252V251H68ZM70 252H69V254H70ZM164 252V251H163ZM222 252V251H221ZM257 252V251H256ZM43 253V252H42ZM53 253V252H52ZM186 253V252H185ZM30 254V253H29ZM29 254H27L26 253V255L28 256V258H29ZM37 253H35V255H36ZM55 254V253H54ZM72 254V253H71ZM75 254L74 255H72V256H75ZM207 254V253H206ZM257 254V253H256ZM43 255V254H42ZM81 255V256H82ZM135 255H137V254H135ZM187 255V254H186ZM257 255H259V254H257ZM256 255V256H257ZM89 256V255H88ZM107 256V255H106ZM207 256H209V255H207ZM38 257V256H37ZM142 257V256H141ZM211 257V256H210ZM253 257H254V255H253ZM39 258V257H38ZM41 258V257H40ZM45 258V257H44ZM51 258H53V257H51ZM55 258H57V256L55 257ZM76 258H78V257H76ZM175 258V257H174ZM256 258V257H255ZM94 259V258H93ZM259 259V258H258ZM35 260V259H34ZM46 260V259H45ZM213 260V259H212ZM30 261H31V259H30ZM37 261V260H36ZM143 261H145V260H143ZM160 261V260H159ZM214 261V260H213ZM229 261V260H228ZM3 262V261H2ZM22 262V261H21ZM43 262V261H42ZM23 263V262H22ZM25 263V262H24ZM38 263H41V262H38ZM46 263V262H45ZM54 263V262H53ZM52 263V264H53ZM221 263V262H220ZM219 263V264H220ZM240 263V262H239ZM4 264H5V261H4ZM55 264H57V263H55ZM238 264V263H237Z\"/></svg>",
  "mask_w": 264,
  "mask_h": 264
}]
</instances>
